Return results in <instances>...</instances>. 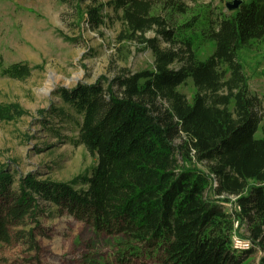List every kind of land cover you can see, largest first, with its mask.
Returning a JSON list of instances; mask_svg holds the SVG:
<instances>
[{"label": "trees", "instance_id": "16d2710c", "mask_svg": "<svg viewBox=\"0 0 264 264\" xmlns=\"http://www.w3.org/2000/svg\"><path fill=\"white\" fill-rule=\"evenodd\" d=\"M59 1L93 29L109 6L110 20L121 26L118 42L136 40L152 63L57 89L62 103L48 114L73 123L74 142L95 162L68 181L1 166L0 242L37 250L39 216L56 209L134 242V256L148 247L161 264H242L256 246L264 264V136L257 135L264 113L238 58L239 49L264 41V0H244L213 17L194 14L180 25L169 14L185 13L187 0ZM198 25L213 44L204 59L179 35ZM30 72L26 62L3 70L12 78ZM188 79L192 99L179 89ZM20 115L19 105L0 107V121ZM230 195L251 247L233 246L234 219L224 207Z\"/></svg>", "mask_w": 264, "mask_h": 264}, {"label": "rangeland", "instance_id": "374dc122", "mask_svg": "<svg viewBox=\"0 0 264 264\" xmlns=\"http://www.w3.org/2000/svg\"><path fill=\"white\" fill-rule=\"evenodd\" d=\"M226 1L187 0L185 13L169 16L175 25L194 14L213 17L227 11ZM90 2L84 0L83 5ZM162 9L156 6L154 12ZM100 14L104 22L93 29L85 15L76 16L59 0H0V107L14 103L22 109V115L0 121V167L8 164L17 169V175L37 171L42 177L68 181L94 164L95 157L83 144L74 142L73 123L48 114L52 106L62 103L57 89L91 83L100 76L111 79L123 68L136 70L152 63L150 50L142 49L136 40L118 42L121 26L118 20H110L109 6ZM153 35V31L146 33ZM179 35L190 37L202 59L213 49L212 42L201 37L200 25L182 28ZM238 58L249 90L261 99L264 113V41H252L239 49ZM15 62L28 63L30 74L24 78L3 74ZM179 89L192 99L195 86L191 79ZM257 135L264 136V120ZM235 199L230 195L224 202L234 219L232 243L239 249L251 247L255 244L247 223L236 218L239 207ZM39 221L35 230L38 249L21 241L0 242V264H161L148 247L138 245L134 256V242L98 231L65 211H46ZM260 255L256 246L242 264H259Z\"/></svg>", "mask_w": 264, "mask_h": 264}, {"label": "water", "instance_id": "95a60500", "mask_svg": "<svg viewBox=\"0 0 264 264\" xmlns=\"http://www.w3.org/2000/svg\"><path fill=\"white\" fill-rule=\"evenodd\" d=\"M243 1L244 0H228L225 2V7L227 10L232 11L237 9Z\"/></svg>", "mask_w": 264, "mask_h": 264}]
</instances>
